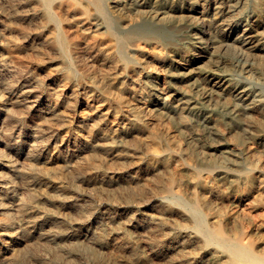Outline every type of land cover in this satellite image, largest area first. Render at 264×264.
Segmentation results:
<instances>
[{
  "label": "bare ground",
  "instance_id": "6f19581e",
  "mask_svg": "<svg viewBox=\"0 0 264 264\" xmlns=\"http://www.w3.org/2000/svg\"><path fill=\"white\" fill-rule=\"evenodd\" d=\"M35 245L264 264V0H0V264Z\"/></svg>",
  "mask_w": 264,
  "mask_h": 264
},
{
  "label": "rangeland",
  "instance_id": "374dc122",
  "mask_svg": "<svg viewBox=\"0 0 264 264\" xmlns=\"http://www.w3.org/2000/svg\"><path fill=\"white\" fill-rule=\"evenodd\" d=\"M64 173L66 175L71 176L72 169L67 168L65 169ZM85 197H83V200H85V203L87 205H91L93 207H99L98 203H95L94 201L89 199L87 196ZM48 199L49 200L45 202L42 207L47 209V212L50 213V215L52 216H57V217L61 215L63 216V214L60 215L62 211L60 212L59 210L60 207L58 205L59 204L58 200H56L53 197H49ZM72 215L73 216H67V222H65V225L69 227L73 226L74 219L76 218L75 214H72ZM77 218H78V215H77ZM16 221L20 223L18 219H16ZM16 245H17L16 241L14 240L12 243V246H16ZM103 257L107 258L106 255H104ZM42 261H45V263H43ZM20 264H96V262L94 259H84L78 255L68 256L66 253L60 252L54 247H48V246L45 247V246L35 245L29 251L28 255H26V257L22 259V262Z\"/></svg>",
  "mask_w": 264,
  "mask_h": 264
}]
</instances>
